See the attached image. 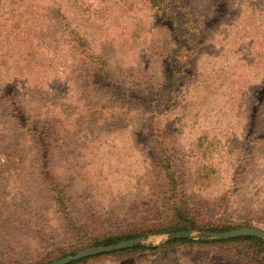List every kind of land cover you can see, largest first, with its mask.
Listing matches in <instances>:
<instances>
[{"label": "rangeland", "instance_id": "obj_1", "mask_svg": "<svg viewBox=\"0 0 264 264\" xmlns=\"http://www.w3.org/2000/svg\"><path fill=\"white\" fill-rule=\"evenodd\" d=\"M175 1L174 16L187 13L201 30L188 41V75L170 94L163 64L170 37L160 22L164 14L149 0H0V145H17L24 159L0 177V264H36L45 247L52 251L66 239L36 151L13 129L6 93L29 122L53 128L51 170L68 187L74 219L93 214L110 225L160 219L162 206L170 205L158 133L178 175L177 201L190 200L214 221L264 231V0ZM70 30L106 62L103 79L90 67L79 69ZM108 77L132 94L137 83L153 86V108L112 103L96 84ZM16 192L28 208L13 213L31 229L14 224L7 210L6 195ZM41 223H50L43 225L47 243L38 237ZM164 239L153 236L145 245ZM135 258L152 262L148 255ZM199 258L188 255L184 264Z\"/></svg>", "mask_w": 264, "mask_h": 264}, {"label": "trees", "instance_id": "obj_2", "mask_svg": "<svg viewBox=\"0 0 264 264\" xmlns=\"http://www.w3.org/2000/svg\"><path fill=\"white\" fill-rule=\"evenodd\" d=\"M149 1L154 9L159 10L165 16L160 22L164 28L167 29L171 46L169 53L163 58V64H166L170 83L168 86H165L166 88L168 87L170 94H174L181 84L182 77L188 75L187 68L193 58L188 41L195 39L197 41L200 36L201 28L198 22L188 17L187 13H184V17L174 16V13L180 10L174 7L176 5L175 0ZM67 33V42L71 52L82 59L79 69L86 66L90 67L97 74L95 78H99V75L103 74L101 77V79H103L107 72L106 62H104L102 58L96 56L90 42L82 37L79 32L70 30L67 31ZM81 72L84 71L81 70ZM117 82L118 81L111 79V77H108L107 80L97 81L96 84H99L101 89L108 91L112 103H121L122 105L123 102H127L123 104L130 103L131 105L144 107L147 110L153 108V104L157 101L151 100V94H154L153 86L147 85L146 87H142L140 85L141 83H137V86L135 85L136 88L134 87L136 92L132 94V92L125 91V87ZM2 97L6 98L7 101H4L8 107L13 108L11 117L16 121V125L13 129L18 131L20 136L27 140L32 149L36 151L40 177L47 187L53 207L55 208L54 211L61 221L59 230L63 231L66 235L64 241L65 245L59 248L52 245L53 247H50L54 249L52 251H46L48 247H45L44 253L37 259L36 264H51L62 258L74 256L87 248L110 246L138 238L148 239L153 236L171 235L184 231L224 233L237 230L240 227H250L248 224H233L230 220L214 221L195 208L194 206L196 205L190 200L179 199V201H177L179 198L177 190L179 185L177 179L178 175L170 160V149L164 147V137L158 133V140L159 138L162 139L159 151L164 155V157L159 159L158 165L161 172L165 174L168 179L169 185L166 187L167 191L165 192V197L170 205L168 206L166 204L162 206L164 212L158 213L160 219L154 223L132 224H127L124 220H121L118 221V223H120L119 225H110L112 222L109 221V219L99 222L95 220L97 216L93 214L88 215L85 221H78L77 218L74 219L72 206L67 194L68 187L60 182L51 170V151L56 135L53 128L41 125L37 126L25 119L24 111L19 107V103L12 93H6ZM254 101H258V98ZM2 139L3 136H0V144H3ZM0 146L4 148V151L1 152L4 159L0 161V177H3L6 171L4 167L14 165L17 161L23 163L24 159L21 156V148L17 145L12 146L9 144L7 147H3V145ZM16 156H18L19 159H15ZM6 196L8 197V199L5 200L6 205L11 209L7 208V210H9L14 224L20 225V219H17L15 216L16 214L13 212L14 209L19 213H21V210H27L28 207L27 205H23L22 200L24 202L28 200H25L20 192L14 194L10 193ZM18 199H20L21 202H19ZM173 200L175 202L172 203ZM49 224L50 223H41L40 227L38 225L36 226V228L39 227L38 237L41 243L48 242L46 240L48 235H45L44 232L46 231L43 229V225ZM20 227L26 229L32 228L27 227V225H20ZM17 229H19V227H17ZM49 239L53 241L55 237L49 236ZM137 255L150 256L152 262L148 264H184V259L188 255L202 257L194 264H264V240L255 237H240L230 240L212 241L178 239L168 241L159 247L137 245L131 249L86 258L72 264H102L108 260L116 261L120 264H122L120 260H130L134 261L132 264H138L139 261L135 258ZM171 255L172 257H170ZM116 262H114V264Z\"/></svg>", "mask_w": 264, "mask_h": 264}, {"label": "water", "instance_id": "obj_3", "mask_svg": "<svg viewBox=\"0 0 264 264\" xmlns=\"http://www.w3.org/2000/svg\"><path fill=\"white\" fill-rule=\"evenodd\" d=\"M240 237H255L264 240V231L251 227L239 228L237 230L224 232V233H203V232L199 233L195 231H184V232L174 233L171 235H165V239L157 245H153V244L145 245V242L147 240L143 238H138V239L120 242L118 244L110 245V246L87 248L78 252L74 256L62 258L51 264H72L86 258L99 256L102 254L113 253L121 250L131 249L136 247L137 245L157 247L168 241H173L178 239H189L196 241L201 239L204 241H212V240H230L233 238H240Z\"/></svg>", "mask_w": 264, "mask_h": 264}]
</instances>
